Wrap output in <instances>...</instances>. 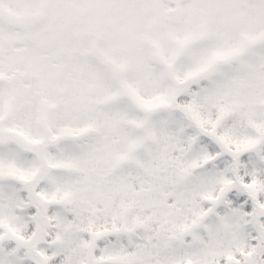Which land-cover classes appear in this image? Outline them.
<instances>
[{
    "label": "snow or ice",
    "instance_id": "obj_1",
    "mask_svg": "<svg viewBox=\"0 0 264 264\" xmlns=\"http://www.w3.org/2000/svg\"><path fill=\"white\" fill-rule=\"evenodd\" d=\"M0 264H264V0H0Z\"/></svg>",
    "mask_w": 264,
    "mask_h": 264
}]
</instances>
